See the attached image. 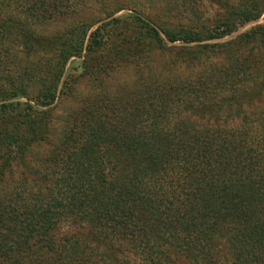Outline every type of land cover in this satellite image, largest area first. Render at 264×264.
Returning <instances> with one entry per match:
<instances>
[{"label": "trees", "instance_id": "obj_1", "mask_svg": "<svg viewBox=\"0 0 264 264\" xmlns=\"http://www.w3.org/2000/svg\"><path fill=\"white\" fill-rule=\"evenodd\" d=\"M75 1L0 0V49L13 37L30 54L52 56L42 106L55 101L67 61L84 51L92 61L85 69L96 76L120 60L140 64L142 54V68L150 70L148 50L174 53V68L223 59L186 77L143 75L130 91L73 113L61 148L46 159L53 188L28 196L23 177L0 200L1 264H264V26L239 34L264 15V0H166L182 17L190 14L176 25L135 10L128 19L139 29L138 43H106L103 30L120 25L119 18L100 27L87 50V27L74 41L73 32L36 34V23L65 16ZM206 7L216 13L212 20ZM6 55L0 176L13 145L25 158L34 142L46 140L49 117L10 102L37 74L21 69L12 79L2 71ZM64 222L89 226V239H57Z\"/></svg>", "mask_w": 264, "mask_h": 264}, {"label": "rangeland", "instance_id": "obj_2", "mask_svg": "<svg viewBox=\"0 0 264 264\" xmlns=\"http://www.w3.org/2000/svg\"><path fill=\"white\" fill-rule=\"evenodd\" d=\"M71 5L73 6L66 9L68 14H65V16L58 17L46 25L36 23L33 27L36 34L51 37L73 32L71 38L74 41L82 29L87 27L86 40L84 42V48L87 50L89 43H92L94 33L103 25L112 23L114 19L118 18L124 19L120 25H109L103 30V38L106 43H138L136 36L140 33L139 29H137L136 25L131 24L132 21L128 19L129 15L135 10L159 25L163 23L176 25L181 21L186 23L188 20H184L183 18L190 15L184 14L182 17L179 11L173 10L174 7L166 0H76ZM119 7H123L124 9L119 12L117 11ZM203 11L206 13V19L212 20L216 17V13L209 7L204 8ZM114 12L116 13L114 14ZM257 25L264 26V15L258 22L243 28L239 34ZM226 41L228 40L221 42ZM4 44L5 48L1 47L2 49H0L1 56L6 55L4 54L5 51L8 52L6 57L1 58L2 62L6 64V68L2 69V71H5L4 73H10L12 79H17L18 73L21 74V69L32 70V74H37L35 82H28V85H26L27 82H24L27 78L23 76L24 87H28L26 94L18 92L20 95L11 99L10 102L15 104H32L36 107L37 111H43V113L49 112V117L46 130L47 136L44 138L46 140L34 142L28 148L29 150L24 152L25 158L19 156L20 151L17 143L12 146L14 154L8 164L9 167L4 169V175L0 176V200L5 199L7 195L13 192L23 177H27L28 179V184L25 189L23 188L27 191L26 194L28 196L44 195L49 192L50 188H53L54 182L48 181L45 177L48 172L46 159L56 146L61 148L60 142L63 139L64 131H66V128L72 122L71 115L80 111L87 105V102L105 95L114 96L117 93L124 92L125 89L130 91V89L136 87L137 80L143 75L148 77L152 74L158 77L164 76L165 78L186 77L199 73L201 71L199 69H202L203 66L216 65L222 62L223 59L219 56L216 58H206L204 63L199 66L200 68L194 70L186 65L179 67L176 65L174 68V53L148 50V56H150V59H148L150 60V64L148 66L152 70H149L145 66V68H142L145 59L142 57L146 55L142 54L140 56V64L135 62V58L131 59V62H128L130 64H125L120 60L113 69L109 68L108 65L106 72L96 76L97 74L92 75L90 74V70L85 69V61L89 62L91 58H88L87 52L84 51L81 56L71 57L67 61L64 69L61 70L62 74L57 87L55 101L48 106H42L38 99L43 90L48 63L51 62L52 56L44 52L30 54L23 47L22 43H19L13 37ZM107 48L109 49V46ZM111 57L113 59L112 53ZM91 64L92 61H90L89 65ZM4 162L3 159H0L1 168ZM90 235L91 229L89 226L86 224L78 225L72 222L62 223L61 228L55 232L57 239L63 236L89 239ZM132 259L135 258L132 257ZM137 264H140V262H137Z\"/></svg>", "mask_w": 264, "mask_h": 264}]
</instances>
